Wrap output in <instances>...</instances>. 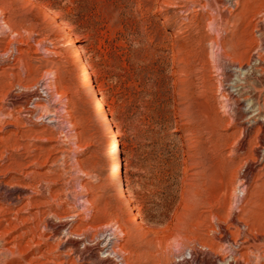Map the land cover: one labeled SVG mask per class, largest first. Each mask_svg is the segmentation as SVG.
<instances>
[{
	"label": "rangeland",
	"instance_id": "1",
	"mask_svg": "<svg viewBox=\"0 0 264 264\" xmlns=\"http://www.w3.org/2000/svg\"><path fill=\"white\" fill-rule=\"evenodd\" d=\"M0 22V209L10 208L0 222L6 247L23 235V264L56 253L68 236L49 240L44 226L62 218L73 238L88 234L87 244L114 232L128 264L256 263L264 0H0ZM41 80L49 90L39 106L54 114L52 126L17 116L22 100L13 94ZM246 125L250 145L234 161Z\"/></svg>",
	"mask_w": 264,
	"mask_h": 264
},
{
	"label": "bare ground",
	"instance_id": "2",
	"mask_svg": "<svg viewBox=\"0 0 264 264\" xmlns=\"http://www.w3.org/2000/svg\"><path fill=\"white\" fill-rule=\"evenodd\" d=\"M234 5H236V4L233 3L232 6H234ZM217 10H219V8ZM1 28H3V29L5 28V22H0V29ZM66 42L68 44H71L72 39L68 36ZM71 53L74 54V61L77 63L80 62L79 71H80V74L82 75V80L84 83V89L86 91H91V89H92V78H91V75H90L86 65L81 63L80 54H79V51L76 48V46L71 48ZM48 84L49 83L44 82V80H41L31 89V91H29L27 93L24 92L25 94L23 96L20 94H19L20 96H17L16 93H15L16 95L13 94L15 99H21L22 100V101L20 100L21 102L19 104L20 105L19 110H17V116H18V118L23 120L24 123H27V124H30V123L41 124L42 123V124H46L49 126H52L55 123L56 120H54V114L51 113L49 110L42 108V106H39L40 101H43V100H45V98H48V90H49ZM14 98H13V100H14ZM234 102L236 104L237 101L234 100ZM94 106L97 109L96 113L98 115H100V120L102 122L106 121L107 119H106L105 112L103 109L102 100L99 98H96L95 102H94ZM256 112L259 113L260 109L257 108ZM236 113L238 114L239 111L237 110ZM237 114L234 115V119H238ZM44 120H45V122H44ZM232 121H234V120H232ZM250 121L253 122V124H251L252 126L255 125L254 124L255 120H253V117L247 122V124H249ZM2 122L3 121L0 120V125L4 124ZM252 126H250V125L243 126L241 128V131H240L241 138H238V141H236L234 143V145L232 144V146H233L232 155L234 157V161L238 160V157H239V156H237L238 151H240L241 154H244L246 149H248L247 147L250 145L249 138H250V135L253 131ZM254 130H256V129H254ZM106 133L108 135L109 142L112 141L113 133H114V127L109 124L106 128ZM259 133H260V131H259ZM257 136L255 137L256 138L255 140L257 142L258 141L259 142L253 146V151H257L260 149L264 150V138L261 137V139L259 140V138ZM108 145H110V143H108ZM257 162H258V159L256 158V160L253 163L250 162L251 164H247L244 167L245 177L243 178L244 179L243 181H246L248 179V177H250V175L252 177V174H254V172H255V166L257 165ZM119 175H120L119 170L118 169L115 170V172L113 174V176L115 177L114 184L119 185L118 190L122 191L123 188L120 185ZM15 190H17L18 192L24 191L23 188H19V187H17V189H15ZM121 196L122 197L124 196L123 192H121ZM17 200L20 201V198L18 197ZM9 206H11V205L9 204ZM9 209L10 208H1L0 209V215L6 214L9 211ZM45 224L46 225L44 227H47L50 231L49 240L51 238L53 239L57 235H61L63 232H66V236H68V237H67V239H64L63 242L59 241L57 243L56 248H55L56 249V251H55L56 255L53 252L48 253V252H50V251H48L47 253L45 252L46 254L45 253L42 254L39 258L30 260L27 264H34V262H36L38 264H90V263H92V264H128L127 263L128 259L126 260L125 256H123L124 253H123L122 249L119 247L118 238H116L114 232L113 233L111 232V234H109L108 230L104 229L105 231H100V232L92 235V237L90 239V241H91L90 244H87L86 242H88L89 240L87 241L86 236L88 234H84V236H81V237H79L80 236L79 234H78L79 236L76 234L79 238L74 237L75 238L74 239L72 237V236H74V233L69 231V229L71 227V223L68 222V220H65L64 218L58 219V221H56V222L55 221L52 222L50 219V221L45 222ZM231 224L234 228L235 227L237 228L238 221L234 219V220H232ZM4 229H5L4 225H2L0 222V264H14V263L15 264H23V263H25L23 253H22L23 250H21V244H22L23 239H24L23 235L20 234L19 236H17L16 239L17 238L19 239L18 242L16 244H14L12 247L8 248V247H6V244L8 243L6 240V237H8L9 232L7 233ZM236 234H238V233L236 232ZM226 235H227V233H226ZM257 241L260 242V240H257ZM260 244H258V246L263 247V249L261 251L258 250L259 249L258 246H256L257 247L256 249H254L255 247L253 248L254 251L257 253V256H255L257 259L255 264H261L262 260L264 259V257H263L264 256V243H262L261 245ZM60 249H64V251H62V250L60 251ZM66 249H68V251H66ZM84 254H85V256L87 255V258L84 257Z\"/></svg>",
	"mask_w": 264,
	"mask_h": 264
}]
</instances>
